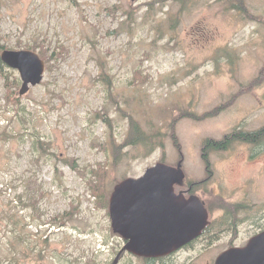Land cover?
Masks as SVG:
<instances>
[{
	"label": "rangeland",
	"instance_id": "374dc122",
	"mask_svg": "<svg viewBox=\"0 0 264 264\" xmlns=\"http://www.w3.org/2000/svg\"><path fill=\"white\" fill-rule=\"evenodd\" d=\"M0 45L46 68L20 95L0 59V264H147L89 182L110 199L161 161L182 160L211 224L264 208V141L202 145L264 127V0H0ZM129 116L154 142L120 146ZM208 237L151 264H213Z\"/></svg>",
	"mask_w": 264,
	"mask_h": 264
},
{
	"label": "water",
	"instance_id": "95a60500",
	"mask_svg": "<svg viewBox=\"0 0 264 264\" xmlns=\"http://www.w3.org/2000/svg\"><path fill=\"white\" fill-rule=\"evenodd\" d=\"M0 59L19 72L20 95L43 81L45 60L38 52L5 48ZM184 179L182 160L175 166L161 161L143 175L115 184L108 209L113 233L125 240L124 250L139 257H162L200 236L209 223L208 210L199 196L175 193L174 186L183 185ZM214 264H264V231L244 247L224 250Z\"/></svg>",
	"mask_w": 264,
	"mask_h": 264
},
{
	"label": "flooded vegetation",
	"instance_id": "af4514ba",
	"mask_svg": "<svg viewBox=\"0 0 264 264\" xmlns=\"http://www.w3.org/2000/svg\"><path fill=\"white\" fill-rule=\"evenodd\" d=\"M245 143L254 145L253 143H249V142H245ZM184 184L175 185L174 191L175 193L181 192L186 197L191 195L189 192H191L192 184H190V186L187 187L185 190L181 189V187H183ZM177 186H179L178 190H176ZM242 213H244V210L224 211L222 216L214 218L212 224L208 213L209 223L205 228H203L204 230L201 232L200 236L196 237L187 245L182 246L178 249L186 247L189 244H192L194 241H199L200 239L204 240L207 235L209 236L208 239L211 240V242L213 241L216 243V245L220 244L222 246L221 250L218 251L219 253L217 254L215 260L221 253L224 252V250L246 246L248 242L251 240V238L260 235V233L264 231V208L256 209L254 212L247 214H242ZM178 249H176V251ZM165 256L167 257V255ZM165 256L153 257V258L143 257V258L147 260L157 261V259L164 258Z\"/></svg>",
	"mask_w": 264,
	"mask_h": 264
},
{
	"label": "trees",
	"instance_id": "16d2710c",
	"mask_svg": "<svg viewBox=\"0 0 264 264\" xmlns=\"http://www.w3.org/2000/svg\"><path fill=\"white\" fill-rule=\"evenodd\" d=\"M30 47V46H29ZM4 48V46L0 45V49ZM2 61V60H1ZM0 61V66L4 67V64ZM15 87L19 85L18 81H14ZM101 119H103L105 122L109 123L108 119L100 115ZM128 124H129V131L126 134V139L124 141L123 145H120L121 147L124 145H136L139 143L148 144L150 142H154V138L151 140L150 135H146L141 128L140 124L136 119L128 117ZM234 141H241V142H249L256 144H261L260 142L264 141V127H261L259 129H256L255 131H245V130H231L230 133L225 134L222 138L219 140H212L208 139L203 142V157L207 155L208 150H214V151H220V150H226L228 149ZM113 145H115L112 142ZM207 157H205L206 159ZM72 165V168H77L76 164L74 162H70ZM103 170H97L94 169L91 170V173L94 175H102ZM91 179V178H90ZM92 180V179H91ZM90 181V180H89ZM89 186H91V189L93 190V194L99 198L98 204L100 207L107 206L109 198L107 197V193L104 192V185L103 181L102 183L99 182L98 184H94L92 181L89 182ZM147 264H151L154 260H147Z\"/></svg>",
	"mask_w": 264,
	"mask_h": 264
}]
</instances>
